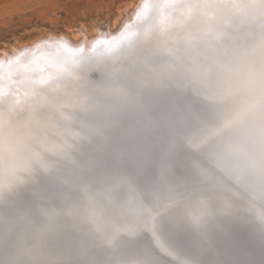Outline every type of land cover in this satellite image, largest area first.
I'll use <instances>...</instances> for the list:
<instances>
[{
    "label": "bare ground",
    "instance_id": "1",
    "mask_svg": "<svg viewBox=\"0 0 264 264\" xmlns=\"http://www.w3.org/2000/svg\"><path fill=\"white\" fill-rule=\"evenodd\" d=\"M189 1H191V0H189ZM209 1H208V3H209ZM227 1H229V0H227ZM237 1H239V0H237ZM151 2H152V0H135V1L131 2L130 4L126 5L124 8H122L120 10L118 16L109 20V22H110L109 25H108V21H103L104 24H102V27H106L107 25H108V27H106V30L103 29V31L104 30L105 31L104 32L101 31L102 32L101 34L98 33V34H100V36H98V37L89 39L90 36H89V38L87 36L84 39L83 35L81 34L83 31H81V33H80V30L85 29L84 28L85 26L83 28L81 26L80 27L81 29L79 30V32L77 30V31L72 33L71 38L69 37V35H67L68 36L67 37L66 35L63 36V34H62V36L56 35L54 37L53 36H50V37H42L41 36V38L38 37L39 38L38 40H36V41L33 40V42L31 41L32 43L30 42L28 45H26V44H24V46L20 45V48L14 47L15 48L14 51L7 52L6 54H4V56H1V54H0V93L2 95H5V97H0V103L6 102V100L9 98H11L13 100L14 97H12L9 93L14 92L15 94H18V93L20 94V93H22L23 90L26 89V87L28 85H29V87L35 88L33 91H34V94L38 93L35 95L37 99L40 95H42L41 93L43 91L39 94V92L42 89L44 90L46 88L48 94L50 92L53 93L58 88L57 84L60 83V82L55 83L54 80L56 78H58L59 76H65L64 80H68V82L72 83V85L70 86V87H72V90L70 92H67V94H68L67 96H70V99L69 98L68 99L71 101L66 102L64 99L65 97H63V99L65 101L64 103H67V105H69V106L66 105L64 107V105H62L63 103L61 104V102L59 104V102L57 101L58 97L53 98L50 96L51 94L49 95L51 97V99L48 98L49 99L48 102L52 106L59 104L58 106H61L62 108L64 107V109H66V111H67V116L62 117V119L65 121V122H62V123H64L63 140L61 142L62 144H60V142H58V141H54V143L56 145H58V149L54 152L60 151V156H54V157L52 156L51 157V154L53 153L52 152L48 158H46L45 160H41L42 158L40 157V153H39L41 151H38L35 148H34L35 150L33 149L32 155L29 156L31 159H28L25 156H20V157H18L19 160L16 157L15 159L13 158L14 159V161H13L11 159V157L7 156L8 158L6 159V161L8 163L6 165H10L12 163L13 164L15 163L17 168H18L14 178L16 179L17 178L16 176L20 175L16 180L13 179V180H15V184L17 183L18 185L15 187V190L17 189L16 190L17 194L10 197V199L12 198L11 201H15L18 198V196L21 197L23 195L22 192H24L23 190L27 189L28 187H31V190H34V184L33 183H36L38 181V176H40L44 180H46L45 186L47 185V187H45V190L42 189L41 187H38L36 193H35V191L32 192L33 194L30 192L31 195L36 197V195L38 194V191H41L42 194H44L45 200L47 202H50L55 196L58 197L59 192H55V194L53 195V194H50L49 191H47V189H49V186L57 187V186L51 185V184L55 183L54 181H52L51 179L46 178L44 176V175H46V176L50 175L49 177H51V176L56 177V180H57V178H60V177H61L60 181L65 180V182H59L63 186H65V190L80 187V186H78L80 184L79 181H81L83 179L81 177H84L85 181H87L86 186L91 188V193L85 194L81 197H83V202L85 201V204H87L88 202L91 201V205H92V204H94V202L92 200H97V198L94 196L99 197V195L96 194L99 191V189H97V188H99L97 180L101 179L102 177H105L104 175L106 174V172L114 171L116 183H117V179H118V181L120 180L122 184H128V183H130L129 181H127L128 177L127 176H121V169L123 170V168H124L123 163L125 161H129V163L131 165L130 170L132 171V173H134V176L131 178V181H136L137 172H138V174L140 173L139 169L137 171V168H138V166H141L142 170H144V159H146V161H149L151 163L150 164L151 168H149V170L155 171L158 175H161V171L168 168L170 165H172L171 163L173 162V160L176 159V157L178 156V154L180 153V151L183 148L188 147V144L189 145L193 144L196 141V138H197L196 136L199 135L201 132V129H199L198 126L200 123L204 122L203 115H200L201 116L200 123H197V124L195 123V124H193L195 127H192L189 123H187L188 120L184 119L183 114L181 115L178 111L176 118L173 121H171L173 123L172 126H170L171 128L168 130V132H163L166 134V136H164L163 133H161V127H162L161 121H163L162 118H160L161 120H159L157 118L156 119L150 118L151 130L147 132V130H145V129L149 127L148 126L149 121L147 119L144 120V113H141L136 107V105H139L141 107L140 108L141 110L144 109V88H143V86H140L141 82H142V84H145V82H144L145 81L144 80L145 66L144 65H147V67H153L157 70L160 69V71H162V73H163V70H161L162 66H163L164 70L166 69L164 67V65H161V66L157 65V67H155L154 65H149L152 61V59H150V58L149 59L151 61L150 60L149 61L147 60V62L144 61V65L143 64L142 65H132L131 63L128 65V63H127V66H126V62L129 59V58L127 59L128 56L126 57V59H127L126 61H122L123 59L121 58L122 56L124 57L125 55H128V53L129 54L132 53V48H131V46H129L130 40L131 41L133 40V36L131 33L134 32L136 29H138L139 25H142V24H139L138 22L135 24L136 18H140L141 16L144 15L145 12H146V15L148 12H149L148 14L153 12L155 5H153ZM240 2L241 1H239V3ZM242 2H244V1H242ZM242 2H241V4H242ZM215 3H216V1H215ZM200 4H202V3H200ZM134 6H136V8ZM133 7L135 8L134 13L131 16H128L130 14L129 12L131 11V9ZM200 7H201V9H205V11L202 12L204 15L207 14L208 16H210L212 14L211 12H209L208 9L205 8V5H202V6L200 5ZM259 7L261 8V6L257 5V3L248 1V2H244L241 5V7H239L240 8L239 10L242 11V10L247 8L246 13L251 14L252 16H249V17H252V19H253V18H256V15H255L256 12H258L259 10L260 11L263 10V9L262 10L259 9ZM192 8H191V11L197 10V9L192 10ZM235 8H237V6ZM168 10H170V8ZM175 12H177V11H175ZM232 13H234V14L236 13L239 15V13L236 9H234L232 11ZM194 15H195V13H194ZM180 16H182V15H180ZM167 17L169 18V15ZM173 17H176V16H173ZM235 17H237V16H235ZM124 18H126L127 20L125 21ZM168 18L162 19V21H161L162 24H161V26H159L160 30H162L163 27L168 23V21H169ZM181 18H183V17H181ZM198 18H199V16H198ZM134 20H135V22L133 23ZM227 20L229 21V18ZM243 20L244 19H242V21ZM170 21H171V19H170ZM186 21H184V23H186ZM198 21L200 24L202 21H204V19L201 18ZM181 22H183V21H181ZM226 23H227V21H226ZM235 23H238V22H234L233 23L234 26H235ZM97 24H100V22H97ZM197 24H198V22H197ZM262 25H264V23H262V24L260 23L259 26H262ZM101 28L98 27L97 29L101 30ZM112 28H114V29L116 28V30H113ZM260 29H263V28H260ZM148 30L149 29H147V31ZM137 31H142V30L139 29ZM86 32H88V31H86ZM86 32H85V34H86ZM172 32H174V31H172ZM124 33H125V35H124ZM247 33H248V31H247ZM79 34L82 35L84 40H82V38ZM96 34H94V35H96ZM119 34L124 35L123 37H121V38H123L122 42L127 41L128 42L127 47H129V49L125 46L122 48L123 50L120 49V51H118L119 49H116V47H118L117 45H119V44L111 47L113 42L116 41L115 40L116 36H118ZM243 34H244V31H242L240 33L238 32V34H236V35L240 36ZM94 35H91V37ZM84 36H86V35H84ZM138 37H136V38H138ZM262 37H264V36H262ZM144 38H146V37H143V39ZM173 38H175V37H173ZM141 40H142V37H141ZM145 40H147V38ZM160 40L163 41L162 39H160ZM132 42H134V41H132ZM140 42H142V41H140ZM156 45H157V43H156ZM21 46H23V47L21 48ZM148 46H149V43H148ZM148 46H147V48H148ZM154 46L152 45V47H154ZM161 47H163V46H161ZM255 47H257V46L255 45ZM125 48H127V51ZM10 49L13 50L12 48H10ZM134 49L135 48H133V50ZM6 50L5 51L3 50V51L6 52ZM213 50H211V54H212ZM245 50H247V49H245ZM248 50H249V55L251 56L253 53L250 54L251 49H248ZM257 50L260 51L259 49H257ZM99 51L104 52L103 55L107 54V56H109V58L106 59L107 61H111L109 59H110V57H112L111 59L114 60V64H112L111 62L110 63L113 66H110V67L108 65H107L108 67L105 66V67H107L108 71H104V68H103L101 71V73L103 75L101 73L95 71L94 69L91 70L89 68V71H87L86 66H85V68H83L86 71H84L83 73L81 71L80 75H78V73H77V75H75L74 70H75L76 66H79V64L81 63V61H78V60L79 59L82 60L84 57L90 58L94 54H98L97 52H99ZM230 51H232V50H230ZM234 51L235 50H233L231 53L233 54ZM255 51H253V52H255ZM137 52H139V51H137ZM151 52L152 51L150 50L149 53H151ZM63 53L64 54L66 53L67 59L62 58L61 55ZM231 53H230V55H231ZM163 54H166L168 56V48L166 50H163ZM135 55H136V53H135ZM234 55H235V53H234ZM138 56H140V55H138ZM262 56H261V59H262ZM130 57H132V56H130ZM145 57L147 58V56H145ZM133 58H135V56ZM103 60L100 59L101 62ZM106 60H104V61H106ZM131 60H132V58H131ZM240 61H242V60L240 59L237 62H240ZM255 62H257V61H255ZM82 63H83V61H82ZM85 63H87V62H85ZM257 64H258V62H257ZM243 65L246 66V64H244V62H243ZM100 66H103V65H100ZM97 67L99 68L98 64H97ZM100 68H102V67H100ZM128 69H130V70H128ZM35 70H37V71H35ZM110 70H112V71H110ZM168 70H169V68H168ZM254 70H256V69L254 68ZM179 71L181 72V70H179ZM252 71H253V69H252ZM5 72L6 73L9 72L8 73L9 75L15 73V76L10 75L11 78L5 79L4 78V74H6ZM106 72L114 73L113 76L110 75V77H109L110 81H109V83H107V84H109V86L108 85L106 86V83H104L105 76H108L106 74ZM174 72L175 71H172V73H174ZM260 72H262V71H260ZM84 73H85V75H84ZM56 74H57V76L55 77ZM118 74H121V75H118ZM166 74H167V72H166ZM174 74L172 76H174ZM262 74H263L262 75L263 81H261V85L264 84V73H262ZM157 75L155 77H157ZM252 75H253V72H252ZM259 75H261V74H259ZM162 76L164 77L165 75L161 74V77ZM184 76H186V75L184 74L182 76V78H184ZM257 76H258V74H257ZM40 78H42V80ZM100 78H101V80H99ZM188 78H189V75H188L187 79ZM257 78H259V77H257ZM37 79H38V81L35 82V80H37ZM145 79H146V81H150V79L148 80L147 77H145ZM157 80H160V79H157ZM12 81L13 82L17 81L20 83L25 82L28 85L24 86V85H20L18 83H14V85H11L10 82H12ZM44 81H48V82L45 83ZM115 82H117V83L115 84ZM121 82L124 85H121V87H118V88L115 87L118 83H121ZM158 82L160 83L161 80ZM187 82L188 81H186V84H187ZM172 83H176V81L171 80L170 84H172ZM192 83H190V84H192ZM102 84H103V86L105 85L107 89H103ZM110 84H113V86H110ZM114 84H115V86H114ZM153 84H154V82H153ZM188 84H189V82H188ZM137 85H139V87H141L142 89H140L139 87L137 89V87H136ZM146 85L148 86L149 82ZM157 85L159 86L158 83H157ZM22 86H24L23 90H22V88H20ZM161 86H162V84H161ZM175 86H177V85H175ZM175 86H174V84H172V88H174ZM64 87H66V86H64ZM111 87L112 88L115 87L116 89H119V90H117L118 92L116 90L114 92L109 91V89H111ZM125 87H127V88L125 89ZM262 87L264 89V86H262ZM64 89L66 90V88H64ZM136 90L140 94L138 93L136 95V93H137ZM178 90H180V89L178 88ZM245 90H244V92H245ZM101 91L103 93H107V94L110 93L111 98H107V96H106L104 98V100H100L98 98V95L101 93ZM128 92H129L128 97H130V99H131V103H130L131 104L130 105L131 112L130 113L132 114V117L137 118L138 121L134 122L133 119L129 120V117L131 114L129 115L128 118H125V119H120L119 117L110 118V119L115 121L114 123H116L117 129H118V130H116V133L118 131L121 133V129L123 127L124 121L127 124L130 123L131 128H129L126 125L129 128V129L127 128L128 134L127 133L126 134L121 133L122 134L121 138H114L113 136H111V138L110 137L102 138V136H99L100 138H102L101 139L102 142L105 143V140H107V142H109V144L110 143L112 144L111 145L112 154L108 159H106L104 161V164L101 163L102 159H104L103 155L105 154L103 151L99 152L101 154V156L99 158H95V156L93 157V155H92L93 152L92 153L87 152V154L89 156L87 159H84L82 157V155H85V154L82 152H79L80 146L83 147L84 145H87V146L88 145L91 146L93 144L96 145V143L93 140H89V139H91V137H93V136H97L96 135L97 129L99 128L100 124L102 126L104 124V122H102V120H97L99 117V114L101 112L100 111L101 106L108 104L109 99H110V101H112V98H114V100L118 101V103L116 102L115 105L117 106V104H118L119 111L121 113H125L126 112V111L124 112L125 106L124 107H122V106H123V104H125L127 99H126V101H124L125 99L123 98L124 100L122 101V97H125L124 94H128ZM64 93H65V91H64ZM122 93H124V94H122ZM57 94H58V92H57ZM57 94H54V96L55 95L58 96ZM12 95H13V93H12ZM192 95H193L192 93H187L182 98H186V100L189 101ZM45 96H46V94L44 95V97ZM239 96L241 97V95H239ZM24 97H26V96H24ZM167 97H169V96H167ZM242 97H244V96H242ZM248 97H250V96H248ZM248 97H247V99H248ZM40 98H41V96H40ZM45 98H47V96ZM63 99L61 98L60 100H63ZM169 99H170V97H169ZM242 99L243 98H240L238 100L241 101ZM244 99H246V97ZM40 100H42V98ZM128 100H129V98H128ZM178 100H180V99L177 98V101ZM238 100H237V102H238ZM29 101L32 102L31 105H33V104L39 105V104H42L44 102V101L42 102V101L36 100L34 96ZM106 101H107V103H106ZM183 101H184V99H183ZM195 101H197V100H194V102ZM198 101H199V99H198ZM251 101H253V100H251ZM129 102H130V100H129ZM113 103H110V106H112ZM244 103L245 102H243V103L241 102L240 104H244ZM246 103H247V101H246ZM182 104H184V103H182ZM235 104H236V102H235ZM237 104L239 105V103H237ZM31 105H29V106H31ZM51 105H50V107H52ZM16 107L20 108L19 105L18 106L16 105ZM22 107H23V105H22ZM128 107H129V103H128ZM130 107H129V109H130ZM226 107H228V106H226ZM231 107H229V108H231ZM192 108H193V106H192ZM241 108L242 107H240L239 109L242 110ZM10 109L11 108L9 107L8 110L11 111ZM37 109H35V107H33L32 111L36 112L35 114L37 115V117H38V115H41V117H42V115H44L45 110L41 109L38 106H37ZM53 109H55V108H53ZM116 109H117V107H116ZM226 109L228 110V108H226ZM23 110L26 111L25 109H23ZM35 110H37V111H35ZM39 110H40V112L42 111L43 114L37 113ZM81 110H83V112L85 114L80 113V116H78V113L81 112ZM27 111L29 112L30 109ZM66 111L64 112L65 114H66ZM143 111L144 110H142V112ZM237 111H238V109H237ZM34 112L28 113V114L26 113L25 118L30 116L31 114H34ZM52 112H55V110H53ZM52 112H49V114ZM132 112H134V113H132ZM5 113H7V112H5ZM15 113H12V114H13V116L16 117ZM88 113H91V114H88ZM134 114H135V116H133ZM253 114H255V113H253ZM21 115H24V113H22ZM47 115H48V113H47ZM89 115H91L90 121H88V119L86 118V116H89ZM50 116H51V114H50ZM53 116H54V114H53ZM61 116L62 115H60V117ZM93 116H95L96 119H94ZM180 116H181V122H180V120L177 119ZM30 117L35 118L33 115ZM56 117H59V116H56ZM60 117H59V120L61 119ZM101 117H99V118H101ZM50 118L51 117H49L48 119H50ZM36 119L38 120V118H36ZM263 119H264V117H263ZM11 120H13V119H11ZM17 120H18V118H17ZM14 121L17 122L16 120H14ZM21 121H23V119ZM21 121L18 125H16L17 123H15V125H12L14 122H12V124L10 125V123L7 120V117L0 115V125H1V130H2L0 132V145L5 146V144H7L8 147L11 144L13 145V143L8 144V142L6 141L7 138L8 137H10L9 139L15 138V137H12V135L13 134L19 135L21 133L20 130L23 129V131H24V129H25L24 127L28 124L29 125L27 126V128H33V125L37 129L40 128L39 123L41 120L36 122L35 119H28L24 123L23 122L21 123ZM166 121H168V120H166ZM60 122H61V120H60ZM53 123H52V125H53ZM59 123L56 125L59 126ZM21 124H23V125H21ZM88 124H89V126L91 125V127H92L93 136L90 133H88V131H89L87 128ZM178 124L181 125L178 127L180 129V131H178V129H176ZM248 124L249 125L252 124L251 120H249ZM56 125L55 126L53 125V126L56 128ZM175 125H176V127H174ZM155 126H156V128H155ZM42 127H45V126H42ZM46 128H49V127L47 126ZM46 128H44V129H46ZM37 129H35V130H37ZM44 129L42 128L41 131ZM58 129H60V128L58 127ZM62 129H63V127H62ZM131 129H132V131H130ZM193 129H195V130H193ZM44 131H46V130H44ZM144 131H146L145 133L147 134L146 136H147V140H148L147 143L149 144V149H146V147L144 146V140L140 137L143 135V138H144ZM8 132L10 133V136L8 135ZM28 132L29 131L27 129L26 135L31 136L30 133H28ZM35 132L37 133V131H35ZM42 132L39 133V135H42ZM50 132H51V130H50ZM124 132H126V129L124 130ZM262 132L264 133V130H262ZM24 133H25V131H24ZM24 133H21L22 135L21 134L20 135L23 137ZM52 133H54V132H52ZM58 133H59V130H58ZM226 133H224V134H226ZM259 134L262 135L261 132ZM44 135L46 136V133ZM55 135H57V134H55ZM113 135H116V134H113ZM36 136H38V135H36ZM61 136H62V134H61ZM26 137H24V139ZM34 137L35 136H33V138ZM51 137H52L51 140H54L53 139L54 136H51ZM116 137H117V135H116ZM257 137H258V139H260L258 135H257ZM28 138L29 137H27V139ZM47 138H49V137H47ZM183 138H186V141H184L180 145L181 139H183ZM38 139L39 138H35V140H38ZM42 139H46V138H42ZM56 139H57V137L55 138V140ZM29 140H30V138H29ZM33 140L34 139H31V141H33ZM125 140H127V142L131 141V143H134V148L136 149V153L139 154V157L137 155L134 157L133 156L129 157V156L125 155L124 152H122L123 151L122 146H123V143ZM11 141L13 142L14 140H11ZM24 141H26V140H24ZM31 141H30V144H33V142H31ZM21 142H22V140H21ZM34 142H37V141H34ZM45 142H47V141H45ZM221 142H223V139ZM55 144H53V145H55ZM12 145L10 147L16 146V145H13V146ZM35 145H36V143H35ZM64 145H67L68 149H64L62 147ZM67 146H66V148H67ZM210 146H212V145H210ZM213 146H215V145H213ZM252 146H256L258 149H260L261 140H258V143H255L254 145L252 144ZM5 147L1 148V146H0V149H5ZM36 147H37V145H36ZM179 147H180V150H178ZM219 147H220V145H219ZM13 148L12 149L9 148L10 150H12L11 153L14 150ZM25 148H26V146H25ZM28 148H30V147H28ZM83 148H85V147H83ZM198 148H200V147H198ZM16 149H18V148H16ZM38 149L40 150V148H38ZM78 149H79V151H78ZM115 149H116V151H115ZM26 150H28V149H26ZM19 151H20V148H19ZM21 151H24V149ZM76 151H78V153H76ZM153 152L156 153V158L154 160H153V158H148V156ZM235 152L233 151V156L229 153H227V154L221 153L219 160L215 163V166L220 168V169L218 172H216L217 175L214 178H210L209 177L210 174H206V173L203 174L201 179L203 181H211L212 184L210 182H207L205 184L202 183V184L198 185V183L197 184L194 183L195 181H193L194 184L186 183L180 177L178 179L179 182L177 181V183H175V184L169 183V181L166 182L165 184L162 183L159 186V188L161 189V192L163 191L162 195H157V194L150 195L151 198H153V200L155 199V204L151 205L150 210L146 213H139L137 215H134L135 211H131V216H130L129 210L126 209L125 211H123V207H122V205H120L121 203L114 204L113 203L114 199H112L110 197V195H108L106 203H102V205L98 207L97 211H95L93 213H89V215H86L85 217L84 216L81 217L80 215H77V217L79 219L75 215H73L71 218H69L68 211L71 210L70 208H72V206L67 207L65 214H62L60 216V217H63L66 219L67 224L61 225V222L57 221L56 219H51V221L49 222V225L45 224V223L42 224L43 227L47 228L49 226L48 228L49 229L51 228L49 231L46 232V235H44L42 237L40 235L43 234L44 232L36 233L37 230H35V229H40L42 227L40 223L35 224L36 226H38L35 228L33 226L32 227L27 226V225L23 226L25 224H23V225L17 224L16 230H18V232H21L24 234H26L27 232L29 233L28 239L26 241L23 238H20V236H18L14 231H12L10 229V226H8V223H7L5 226L6 228H4V230L0 231V239H3V241L5 242L4 244L0 243V264H153V263L154 264H264L263 263L264 262V241H263L264 240V228L259 227L255 223V221L251 217V215H249V214L244 215L245 217H243L241 220H239L238 223L230 222L227 219H224V220L222 219L220 221L217 220L212 224V226L210 224H208V227H206L205 230H204L203 223L198 222L199 219L201 218V215L202 216L203 215L208 216V212H210L211 210L218 209L220 207L218 201H220V200L227 201V200L231 199L232 197H235V198L239 199V201H241V196H244V197L246 196L248 199H250V196L253 195V190H254L253 188H255V187H252V185L248 184V181H251V180L248 179L247 176H249L253 180V182L255 180H257V182H258L259 176H258V171H257V164L254 161L255 168L253 166L251 169H249V172H247V169H243L245 156L240 151H237L236 153ZM16 153H17V150H16ZM46 153L48 154V152H46ZM251 154L252 153H250V155ZM188 155H189V152H188ZM9 156H10V154H9ZM80 158H82V161L79 160ZM139 158H141V160ZM252 158L254 159V157H252ZM71 159H73L72 162H71ZM74 159H76V160H74ZM27 160H31V162H34V163L30 164L31 162L29 161V163H28ZM24 161H26V163H28V164H25ZM66 161L69 162L70 164L72 163V166L73 165L78 166L77 168L75 166L68 168V172H69L67 174L68 177L63 175V170L65 171V168L67 167L65 165ZM110 163L112 165L108 166V164H110ZM98 164H99V166H97ZM194 164H196V163H194ZM113 165L116 167V170L112 169ZM59 166L61 168H59ZM191 167H193V166H191ZM254 169H255V174H253V176H252L251 173H253ZM76 170L80 172L81 176L79 175V172L77 173ZM18 171H20L22 173H20ZM74 173H75V175H74ZM41 174H43V175L41 176ZM169 178H171V181L173 180V176L169 177ZM261 179H263V177ZM223 181H227L228 184H224L222 186L221 182H223ZM57 182H58V180H57ZM168 184H170L172 187L170 190L166 189V187H168ZM218 184H221V186L217 187ZM131 185L132 184H128V186H131ZM134 185L136 187H138V188H133L134 190L141 188L140 185H138V184L134 183ZM20 186L24 187V188H21V190H19ZM144 186H145V183H144ZM93 188H95V190H93ZM110 192L113 196V192L109 191L108 193H110ZM143 192H140L139 194H141L140 198L145 201V199H147V197H144ZM194 192H195V195H194ZM233 192H234V194H233ZM48 194L52 198L49 197ZM68 194H70V192ZM69 196L71 197L72 195H69ZM261 198H262L263 203H261L257 206V210L258 211L263 210V211L256 212V213H259L261 219H264V217H263V215H264V197H261ZM10 199L8 198L7 201L4 199L2 200V206H4V209L6 207L11 206V204H9ZM53 200H55V199H53ZM65 200H66V197H65ZM70 202H72V201H69V203ZM158 203H159V206H158ZM30 205H31V207H33V209L30 211L31 215L36 213V211L40 210L39 208L35 209L36 204H35L34 200L30 201ZM65 205H66V203H65ZM104 206H107L106 209H103ZM217 206H219V207H217ZM247 206L250 210H252L250 213H255L254 205H247ZM41 207H42V205H41ZM261 207H262V209H261ZM198 208H200V210H197ZM145 209L146 208H144V212L146 211ZM101 210H104V214L101 212ZM42 211L46 214L47 217H49V212L47 210L45 211V208H43ZM242 212H245V211L241 210V213ZM14 213H18V214L21 213V209L19 207H17V204H16V207L14 208ZM256 213L253 215L257 216ZM45 214H44V216H45ZM4 217H6L5 213H4ZM226 217H228V216H226ZM147 218H149V220H147ZM215 218L216 217L213 216V219H215ZM213 219L210 218V220H213ZM81 220H82V222H81ZM247 221H249L251 223H248ZM101 222H105V224H103L102 227H99V224ZM148 222L150 223V226H148V224H147ZM131 224L133 226L130 227ZM217 225L221 226L223 229H225L224 232H222L223 234H225L224 236L222 235L221 237H218L213 233V232L217 231V229H216ZM256 225L261 230L258 227H256ZM106 228H108L109 231H111L112 236H108V235H110L109 233H107V235L105 234ZM25 229H27V230L25 231ZM246 230H250L251 232H253L252 233L253 236H251V238L246 243H244L245 246H243L244 248L242 249L241 248L242 246H240V242H238L237 239H234V236L232 234L238 236L237 233H239V231L240 232L242 231V233H244V231H246ZM227 232H229V233H227ZM257 235H258V237H257ZM242 237L247 238V234H245ZM231 239H232V241H231ZM139 240H141V241H139ZM199 251L202 253H199Z\"/></svg>",
    "mask_w": 264,
    "mask_h": 264
},
{
    "label": "rangeland",
    "instance_id": "2",
    "mask_svg": "<svg viewBox=\"0 0 264 264\" xmlns=\"http://www.w3.org/2000/svg\"><path fill=\"white\" fill-rule=\"evenodd\" d=\"M133 1H135V0H0V54H1V56H4V54H6L7 52H12V51H14L15 50V48H20V45H23L24 46V44H26V45H28L31 41L33 42V40H38L39 38L38 37H40L41 38V36L42 37H50V36H58V35H60V36H62V34H63V36H67V35H69V37L71 38L72 37V33L73 32H75V31H77L78 30V32H79V30L81 29L80 27L82 26V28L84 27L85 29H82V30H80V33H81V31H83L81 34L83 35V37H84V39H85V37H87L88 36V38H89V36H90V38L89 39H92V38H95V37H98V36H100V34L102 33V32H104L105 30H106V27H108V25H109V20H111V19H113V18H115L116 16H118V14H119V12H120V10L122 9V8H124L126 5H128V4H130L131 2H133ZM181 0H152V4L153 5H155V8L153 9V12H151L150 14H148L147 13V15H146V12L144 13V15L143 16H141L140 18H136V22H135V20L133 21V23L135 22V24L138 22L139 24H142V25H139V27H138V29H136L134 32H132L131 34H132V36H133V39L135 38V40H134V42H135V44H133L134 42H131V44H130V42H129V46H131V48H132V55L131 54H129L128 53V55H125L124 57L122 56L121 58L123 59L122 61H126L128 58V61L126 62V66H127V63H128V65L131 63L132 65H144V61H146L147 59H148V61L150 60L149 59V57H145V55H146V53H148L149 54V51L151 50L152 52H154V51H156V50H160V49H162V51L163 50H166L169 46H168V43H167V41L166 40H168V38L167 37H169L171 34H173V32L172 31H174V29H175V31L178 29V27L179 26H181V25H184L183 26V28L185 27V28H188V32H189V34H193V33H196V32H198V28H196L194 25H193V23H195V24H197V22H198V24H199V19H204L203 18V16L201 17L200 15H199V11H201V12H204L205 11V9H201V7H199L200 5L202 6V5H205V7L206 6H208V8L210 7L209 5H218L219 3L221 4V0H191V1H189V0H182L181 2H180ZM208 1H209V3H208ZM214 1V2H213ZM215 1H216V3H215ZM222 1H224V0H222ZM230 2H231V0H229ZM239 1H244V2H248V1H250V2H255V3H257V5H259V6H261V8L259 7V9H263L264 10V5H263V3H264V1H262V0H239ZM239 1H237L236 0V2L237 3H233L232 4V7H230L231 8V11H233L234 9H236L237 11H238V13H240L241 12V10H239L240 8L239 7H241V5L244 3V2H242V4H241V2L239 3ZM190 2V3H189ZM197 2V3H196ZM177 3V4H176ZM200 3H202V4H200ZM205 3V4H204ZM165 4V5H164ZM199 5L198 7H197V5ZM167 5V6H166ZM173 5V6H172ZM137 6V5H136ZM136 6H134L135 8H136ZM237 6V8H235ZM133 7V8H134ZM193 7V8H192ZM195 7V8H194ZM131 9V11L129 12L130 14L128 15V16H131L133 13H134V11H135V8L134 9ZM170 8V10H168ZM174 8V9H173ZM177 8V9H176ZM191 8H192V10L193 9H197L196 11H191ZM208 8H206V9H208ZM176 9V10H175ZM179 9V10H178ZM165 10V11H164ZM168 10V11H167ZM173 12H172V11ZM199 10V11H198ZM262 10V11H263ZM133 11V12H132ZM175 11H177V12H175ZM260 11V10H259ZM168 12V13H167ZM171 12V13H170ZM218 13H220L219 11H217ZM256 12V11H255ZM170 13V14H169ZM193 13V14H192ZM194 13H195V15H194ZM211 13L213 14L214 13V11L212 12L211 11ZM257 13V12H256ZM152 14V15H151ZM173 16H176V17H173ZM211 14V15H212ZM234 14V13H233ZM169 15V18L167 17ZM180 15H182V16H180ZM201 15H203V13L201 14ZM210 15V16H211ZM235 15H236V13H235ZM151 16V17H150ZM198 16H199V18H198ZM236 16H238V14L236 15ZM133 17V16H132ZM131 17V18H132ZM181 17H183V18H181ZM192 18V20L190 21V18ZM235 16H231V15H229V21L226 19V21H227V24H229L230 22V24H232V23H234V19L236 18H234ZM127 18V17H126ZM126 18H124V20L126 21L127 19ZM163 18H168L169 19V21H168V23L163 27V29L162 30H160L159 29V26H161V21H162V19ZM178 18H179V20H178ZM231 18V19H230ZM240 20H242L243 18L242 17H238ZM170 19H171V21H170ZM185 19V20H184ZM138 20V21H137ZM178 20V23L176 24V22L175 21H177ZM187 20V21H186ZM189 20V21H188ZM194 20V21H193ZM205 20V19H204ZM103 21H108V25L106 26V27H102V24H104V22ZM181 21H183V22H181ZM184 21H186V23H184ZM211 21L212 20H210V21H208V22H210L211 23ZM97 22H100V24H97ZM144 22V23H143ZM189 22V23H188ZM207 22V21H206ZM239 23V22H238ZM237 23V24H238ZM175 24V25H174ZM201 24V23H200ZM236 24V23H235ZM240 24V23H239ZM100 25V26H99ZM168 25V26H167ZM96 26V27H95ZM142 26V27H141ZM150 26V27H149ZM171 26V27H170ZM176 26V27H175ZM94 27V28H93ZM101 28V30L100 29H97V28ZM149 27V28H148ZM153 27V28H152ZM227 27V26H226ZM263 29H260V30H258V31H253V33L254 34H256L260 39L259 40H261L262 41V43L260 44V46H262V44H264V37H262V36H264V25H262L261 26ZM87 28V29H86ZM96 28V29H95ZM94 29V30H93ZM103 29H105L104 31H103ZM113 30H116V28L114 29V28H112ZM144 30L143 32L142 31H137V30ZM147 29H149L148 31H147ZM96 30V31H95ZM98 30V31H97ZM100 30V31H99ZM160 30V31H159ZM86 31H88V32H86ZM102 31V32H101ZM158 31V32H157ZM85 32H86V34H85ZM176 32H178V31H176ZM175 32V33H176ZM185 32H187V31H185ZM259 34H258V33ZM263 32V33H262ZM91 33V34H90ZM97 33V34H96ZM98 33H100V34H98ZM119 33V32H118ZM139 33V34H138ZM262 33V34H261ZM81 34H79L80 36H81V38H82V40H84L83 39V37H82V35ZM94 34H96V35H94ZM121 34V33H120ZM118 35V36H116V38H115V40H121V39H123V38H121V37H123L124 35H125V33H124V35ZM138 34V35H137ZM143 36H142V35ZM84 35H86V36H84ZM91 35H94V36H92L91 37ZM194 35V34H193ZM141 36L142 37V40H141V37L139 38V37ZM236 36H238V35H236ZM240 36H242V35H240ZM68 37V36H67ZM136 37H138V38H136ZM143 37H146L147 38V40H145L146 38H144L143 39ZM173 37H175V35L173 36ZM173 37H172V39H173ZM37 38V39H36ZM167 38V39H166ZM160 39H162L163 41H161ZM225 39L227 40V37H225ZM80 40V39H79ZM149 40V41H148ZM125 41V40H124ZM131 41V40H130ZM140 41H142V42H140ZM147 43H146V42ZM31 42V43H32ZM127 42V41H126ZM140 42V43H139ZM164 42V43H163ZM125 42H122V40L119 42V45H117L118 47H116V49H119L118 51H120V49L121 50H123L122 48V46H123V44H124ZM146 43V44H145ZM148 43H149V46H148ZM156 43H157V45H156ZM166 43V44H165ZM127 44L128 43H126V47H127ZM25 45V46H26ZM135 45V46H134ZM140 45V46H139ZM152 45L154 46V47H152ZM13 46V47H12ZM23 46H21V48L23 47ZM147 46H148V48H147ZM161 46H163V47H161ZM166 46V47H165ZM257 46V45H256ZM259 46V47H260ZM15 47V48H14ZM244 47V46H243ZM242 47V48H243ZM259 47H256L255 48V50H257V49H259ZM10 48H12L13 50H9ZM128 49H129V47H127ZM127 48H125L126 49V51H127ZM133 48H135L134 50H133ZM150 48V49H149ZM238 48H239V44L238 43H235L234 45H233V49H232V51L233 50H235L236 52H238ZM7 49V50H6ZM143 51H142V50ZM146 49V50H145ZM211 50H213L212 48H210ZM247 50H248V48H246ZM6 50V52H4V51ZM154 50V51H153ZM136 51V52H135ZM137 51H139V52H137ZM223 51V52H222ZM226 49H221V50H219V53H217V55H216V51L215 50H213L212 51V54H211V56H209L208 57V66H206V68L204 69V74H205V79L207 80V81H210V86H212V90H214L216 87L218 88V90L216 91V94H215V98H213L212 99V102H215V105H214V107L211 109V111L209 112V111H207V112H209V115H207V116H205V117H203L204 118V122H202V123H200V121H201V116H200V114H199V111L198 110H200L201 108H203L204 109V107H203V101H202V99H203V96H201V98H199L198 96H196V97H194L193 95L191 96V98H190V100L188 101V100H186V98H179L184 104L183 105H185V109H183L182 111H181V115L183 114V116H184V119H186V120H190L191 122H192V124H197V123H200L199 124V129H201V132H200V134L199 135H197L196 137V143L194 142L191 146L189 145V148L188 147H186V148H183L181 151H180V153L178 154V156L176 157V159L175 160H173V162L171 163L172 165H170L168 168H166V169H164L165 170V173L166 172H169L170 171V173H172V174H179L180 175V178L184 181V182H186V183H191V184H194V183H198V185H200V184H205V183H207V182H210L211 184H212V182L211 181H203L201 178H202V176H203V174H210L209 175V177L210 178H214L217 174H216V172H218L219 171V169L220 168H218V167H216L215 166V163L219 160V158H220V156H221V153L222 154H227V153H229V154H231L232 156H233V151L235 152V150L232 148V146H234L235 147V143H233V141H229L230 143L228 144V148L226 147V148H222L221 146V144H223V142H221L222 141V139H223V141L225 140V138L227 139V137H232V138H234V135H235V133H234V131L236 130L235 128H234V121H236L235 119H236V117H237V115L238 114H240V113H242V114H244V116H241V123H244V121H246V119H247V124H246V128H247V130H250V128H254L255 127V123H254V119H253V116H254V114L253 113H255L257 110L258 111H261L262 112V114L264 113V98L263 97H261V102L259 101V100H257V97L256 96H259L258 94H257V92H256V90H258V89H261V91H263L264 92V89H263V87L262 86H264V84H262L261 85V81H263L262 79H263V71H262V69H260L261 68V64L263 63V61H264V54H263V56L260 54L261 53V51H255V56L258 54V58L256 57L255 58V61H257L258 62V64H257V62H255V65L253 66V67H250L251 69L250 70H248L247 71V66H245V65H243V62H244V64H246L245 62H247V60L248 59H250V57L249 58H247L246 60H245V58H242V57H240L239 58V60L241 59L242 61H240V62H237L236 60H234V59H236L238 56H240V53H236L235 51L233 52V54L231 53L232 51H226ZM252 51V49L250 50V53L252 54V53H254L253 51ZM151 52V53H152ZM248 52H249V50H248ZM98 54H102L100 51L99 52H97ZM134 53V54H133ZM135 53H136V55H135ZM141 53V54H140ZM144 53V54H143ZM215 55H214V54ZM222 53V54H221ZM230 53H231V55H230ZM234 53H235V55H234ZM140 55V56H138V55ZM259 54H260V56H259ZM248 56H249V54H247ZM253 55V54H252ZM251 55V56H252ZM128 56V57H127ZM130 56H132V57H130ZM135 56V58H133ZM138 56V57H137ZM261 56H262V59H261ZM126 57H127V59H126ZM211 57V59H209ZM131 58H132V60H131ZM141 60H140V59ZM142 58H144V59H142ZM146 58V59H145ZM215 58V59H214ZM102 60H103V57L101 58ZM125 59V60H124ZM135 61H134V60ZM139 59V60H138ZM214 59V60H213ZM104 60H106V59H104ZM99 61L98 62V66L99 67H102L101 69H103L104 68V71H108L107 70V67L109 66H113L112 64H114V60H111V61ZM238 60V61H239ZM143 61V62H142ZM151 61V60H150ZM234 61V62H233ZM249 61V60H248ZM262 61V62H261ZM84 62V61H83ZM106 62V63H105ZM112 64H111V63ZM139 62V63H138ZM188 62V61H187ZM205 62V61H204ZM100 63V64H99ZM110 65H109V64ZM238 64V65H237ZM247 64H248V62H247ZM85 64L84 63H80L79 64V66H76V68H75V70H74V73H75V75H77V73H78V75H80L81 74V71H82V73L84 72V71H86L85 69H83V68H85V66H84ZM100 65H103V66H100ZM108 65V66H107ZM258 65V66H257ZM105 66H107V67H105ZM131 66V65H130ZM145 66V68L148 70V68L149 67H147V65H144ZM257 66V67H256ZM159 67V66H158ZM174 67V66H173ZM173 67H171V68H169V70L168 69H165L164 70V68H163V66H162V69L161 70H163V73H162V71H160V69L158 70V75L160 76H158L157 75V77H155V80L154 79H151L150 77V81H146V79H145V77H147L148 78V75L146 74L145 75V73H144V82H145V84H142V82H141V84H140V86H143V88L144 87H149V85L150 84H152V85H154V86H156L157 85V83L159 84V88H161L162 89V87L163 88H170V87H172V84H174V86L175 85H177V86H175L174 88L175 89H178V84H177V80H178V76H179V74H180V71L179 70H182L181 68H182V66L181 67H177V71L176 70H174L173 69ZM191 67H193V68H198V66H196V65H194V66H192L191 65ZM115 68V67H114ZM254 68L256 69V70H254ZM87 69V71H89V67H87L86 68ZM252 69H253V71H252ZM66 70V69H65ZM80 70V71H79ZM35 71H37V70H35ZM78 71V72H77ZM110 71H112V70H110ZM145 71V70H144ZM172 71H175L174 73H172ZM184 71H185V73L187 72V71H190V69L188 68V67H185L184 68ZM253 72V75H252V72ZM260 71H262V72H260ZM166 72H167V74H166ZM249 72V73H248ZM255 72V73H254ZM6 73V72H5ZM9 73V72H8ZM8 73H6V74H4V78L5 79H9V78H11V76L13 75V76H15V73L14 74H8ZM86 73V72H85ZM85 73H84V75H85ZM190 73V72H189ZM251 73V74H250ZM161 74L163 75H165L164 77L162 76L161 77ZM174 74V76H172ZM233 74H234V79H233ZM257 74H258V76H257ZM259 74H261V75H259ZM17 75V74H16ZM83 75V76H84ZM167 75V76H166ZM186 75V74H185ZM10 76V77H9ZM57 76V74L55 75V77ZM71 76V75H70ZM153 76V75H152ZM236 76V77H235ZM256 78H255V77ZM261 76V77H260ZM64 77L65 76H59L58 78H56L54 81H55V83H57V82H60L59 84H57L58 85V88L52 93V92H50L49 94H48V92H47V89L45 90H41L40 92H39V94L41 93L42 95H40L41 96V98H42V100H40L41 98H40V96L38 97V99L36 98V94H38V93H36V94H34V87H29V85L28 84H26L25 82L24 83H20V82H17V81H12V82H10V84L11 85H14V83H18V84H20V85H24V86H26V85H28L27 87H26V89L25 90H23L24 89V86H22V87H20V88H22V93H18V94H15L14 92H11V93H9L12 97H14V99L12 100L11 98H9V99H7L6 100V102H3V103H0V115L1 116H4V117H7V120H8V122L10 123V125L12 124V122H14L12 125H15V123H17L16 125H18L19 123H20V121L23 119V121H21V123L23 122H25L26 120H28V119H35L36 120V122L37 121H40V123H39V125H40V128L42 127V126H45V127H42L43 129L44 128H46L47 126L49 127V128H46V129H44V130H46V131H44V130H42L41 131V129L40 128H36L34 125H33V128H27V126L29 125H26L24 128V131H25V133H24V131H23V129H21L20 131H21V133H24L23 134V137L19 134V135H16V134H13L12 135V137H15V138H11V139H9L10 137H8L7 138V142H8V144L10 143H13V145H16V146H13L12 144V146L14 147H8L7 146V144H5V146L3 145H0L1 146V148H3V147H5V149H0V169L3 171L2 172V174H3V176H4V169L6 168V167H10V165H6L8 162L6 161V159L8 158V157H11V159L14 161V159L17 157V159L19 160V158L18 157H20V156H25V157H27L28 159H31L29 156H31L32 155V152H33V149L35 148V149H37L38 151H41V152H39L40 153V157L42 158L41 160H45L46 158H48L49 156H50V154H51V157L53 156V154H54V156H60V151H57V152H54V151H56L57 149H58V145H56L55 143H54V141H58V142H60V144H62L61 142H62V140H63V132H64V123H62V122H65L63 119H62V117H66L67 116V111H66V109H64V107L67 105V103H64L65 101L67 102H70L71 100H69L70 99V96H67L68 94H67V92H70L71 90H72V87H70L71 85H72V83H70V82H68V80H64ZM187 77H188V75H186V76H184V78H182L183 80H182V82L184 81V83H181V87H183L184 89H188L189 87L191 88V89H194V85H192V84H188V82H189V78L187 79ZM257 77H259V78H257ZM43 78V77H42ZM42 78H40L41 80H42ZM149 78H148V80H149ZM153 78V77H152ZM186 78V79H185ZM53 79V78H52ZM83 79V78H82ZM157 79H160L161 80V82L159 83L158 81H160V80H157ZM185 79V80H184ZM171 80H174V81H176V83H172V84H170V82H171ZM259 80V81H258ZM65 81V82H64ZM186 81H188L187 82V84H186ZM45 83L46 82H48V81H44ZM64 82V83H63ZM149 82V85L148 86H146V84ZM152 82V83H151ZM153 82H154V84H153ZM165 82V83H164ZM64 85H63V84ZM114 83V82H113ZM117 82H115V84H116ZM190 83H192V82H190ZM63 86H62V85ZM90 84V83H89ZM104 84V83H103ZM103 84H102V87H103V89H107L106 88V86L108 85L109 86V84H106V86L104 85L103 86ZM115 84H114V86H115ZM161 84H162V86H161ZM183 84V85H182ZM205 84H206V82H205ZM120 85V86H119ZM121 85H124V84H122V82L121 83H118L115 87H121ZM189 85V86H188ZM47 86V85H46ZM61 86V87H60ZM64 86H66V87H64ZM110 86H113V84H110ZM156 86V87H157ZM105 87V88H104ZM115 87H111V89H109V91H111V92H114L115 90L117 91V90H119V89H116ZM124 87V86H123ZM137 87V89H138V87H139V85H137L136 86ZM9 88V87H8ZM64 88H66V90L64 89ZM69 88V89H68ZM115 88V89H114ZM127 87H125V89H126ZM140 89H142L141 87H139ZM68 89V90H67ZM245 90V92H244V90ZM11 90V89H10ZM129 90V89H128ZM199 90V89H198ZM197 90V91H198ZM64 91H65V93H64ZM248 91V92H247ZM57 92H58V94H57ZM60 92V93H59ZM118 92V91H117ZM136 92H137V90H136ZM12 93H13V95H12ZM62 93V94H61ZM64 93V94H63ZM139 92H137L136 93V95L138 94ZM243 95H242V94ZM248 93V94H247ZM262 93V92H261ZM24 94V95H23ZM46 94V96H47V98H45L44 97V95ZM51 94V95H50ZM54 94H57L58 96H54ZM122 94H124V93H122ZM140 94V93H139ZM53 97V98H57L58 100V102H59V104H60V102H61V104L62 105H64V107L62 108L61 106H58V105H55V106H52L48 101H49V99L48 98H50L51 99V97ZM65 95V96H64ZM125 95V97H122V101L124 100V101H126V99H127V101L125 102V104H123L122 102V104H123V106L122 107H124L125 106V108H124V112L125 113H121L120 111H119V107H118V104H117V106L115 105L116 104V102L118 103V101L117 100H114V98H112V101L110 102V103H113V105H112V109H110L109 108V113H107L110 117H108L107 116V119L104 121H102V122H104V124H103V126L100 124V126H99V128L97 129V131H96V135L97 136H102V138H105L106 136V134H109L110 132V135L111 136H113L114 138H121L122 137V134L124 133V134H128V130H127V128L129 127V128H131V124L130 123H126L125 121L123 122V127H122V129H121V133L118 131L117 133H116V130H118L117 129V126H116V123H114L115 121L114 120H112V119H110V118H117V117H119L120 119H125V118H128L129 117V115L131 114L130 112H131V107H130V103H131V99H130V97H128L129 96V92H128V94H124ZM190 95V94H189ZM200 95V94H199ZM239 95H241V97L239 96ZM250 96V97H248V96ZM256 95V96H255ZM20 96V97H19ZM24 96H26V97H24ZM35 97V99L36 100H39V101H44L42 104H37V105H35V104H33V105H31V101H29V100H31L32 99V97ZM208 96V95H207ZM216 96H219V97H221V99H222V103H221V105H220V108L218 107V103H217V101H216ZM242 96H244V97H242ZM0 97H5V95H2L1 93H0ZM30 97V98H29ZM63 97H65L64 99H65V101H64V99H63ZM135 97V96H134ZM166 97V100L164 101V103L166 102L168 105H172L173 103H177V102H179V100L177 101V94H176V92L174 93V92H172L171 93V95L169 96L170 97V99H169V97H167V95L165 96ZM183 97V96H182ZM209 97V96H208ZM246 97V99H244ZM247 97H248V99H247ZM17 98V99H16ZM63 99V100H60V99ZM69 98V99H68ZM124 98V99H123ZM128 98H129V100H130V102H129V100H128ZM210 98V97H209ZM240 98H243L241 101L240 100H238V99H240ZM254 98H255V101H256V103L257 104H253V105H250V104H252L253 103V101H254ZM67 99V100H66ZM183 99H184V101H183ZM198 99H199V101H198ZM263 99V100H262ZM114 100V101H113ZM194 100H197V101H195L194 102ZM237 100H238V102H237ZM249 100V101H248ZM251 100H253V101H251ZM29 101V102H28ZM47 101V102H46ZM51 101V100H50ZM240 101V102H239ZM246 101H247V103H246ZM9 102V103H8ZM36 102V101H35ZM46 102V103H45ZM235 102H236V104H235ZM243 103V102H245L244 104H246L245 106L247 107H244V104H240V103ZM29 103V104H28ZM37 103V102H36ZM106 103H107V101H106ZM127 103V104H126ZM128 103H129V107H130V109H129V107H128ZM237 103H239V105L237 104ZM261 105H260V104ZM199 105L200 106V104L202 105V106H200V108H195V107H193L192 108V106L193 105ZM9 105V106H8ZM16 105L18 106L19 105V107L20 108H18V107H16ZM21 105V106H20ZM22 105H23V107H22ZM29 105H31V106H29ZM50 105L52 106V107H50ZM106 105V104H105ZM127 105V106H126ZM188 105V106H187ZM236 105H238V106H236ZM242 105V106H241ZM259 105V106H258ZM7 108H6V107ZM12 106V107H11ZM14 106V107H13ZM37 106L38 107H40L41 109H44L45 111H44V115H42V117H41V115H38V117H37V115L35 114L36 112H34V111H32V108L33 107H35V109H37ZM67 106H69V105H67ZM226 106H228V107H226ZM232 106V107H231ZM9 107L11 108L10 110L11 111H9L8 109H9ZM111 107V106H110ZM116 107H117V109H116ZM127 107V108H126ZM228 108V110L226 109V108ZM229 107H231V108H229ZM236 107V108H235ZM240 107H242L241 109H243V110H240L239 108ZM13 108V109H12ZM17 108V109H16ZM28 108V109H27ZM47 108V109H46ZM50 108V109H49ZM53 108H55V109H53ZM59 108V109H58ZM258 108V109H257ZM23 109H25L26 111H24ZM30 109V111L28 112L27 110H29ZM116 109V110H115ZM219 109V110H218ZM233 109V110H232ZM237 109H238V111H237ZM253 109V110H252ZM255 109H257V110H255ZM14 110V111H13ZM38 110V109H37ZM37 110H35V111H37ZM53 110H55V112H52ZM60 110V111H59ZM119 112H118V111ZM231 110V111H230ZM13 111V112H12ZM32 111V112H31ZM52 112V113H50L51 114V116H50V114H49V112ZM66 111V114L64 113ZM127 111H130V112H127ZM179 111V110H178ZM198 111V112H197ZM228 111V112H227ZM235 111V112H234ZM5 112H7V113H5ZM16 112V113H15ZM33 113L34 112V114H31L30 116H34L35 118H33V117H30V116H28V117H26L25 118V115H26V113ZM42 112V111H41ZM40 112V110L37 112V113H39V114H43V112L41 113ZM58 112V113H57ZM115 112V113H114ZM212 112V113H211ZM222 112V113H221ZM235 113V114H233V113ZM12 113H15V115H16V117L15 116H13V114ZM22 113H24V115H21ZM27 113V114H28ZM47 113H48V115H47ZM61 113V114H60ZM232 116H230L229 114ZM46 114V115H45ZM53 114H54V116H53ZM59 114V115H58ZM101 114V115H100ZM100 114H99V117H101V116H103V112L101 111L100 112ZM60 115H62L61 117H60ZM236 117H235V116ZM247 115V116H246ZM264 115V114H263ZM18 116V117H17ZM56 116H59L61 119V122H60V120H59V117H56ZM234 116V117H233ZM49 117H51L50 119H48ZM98 117V119L97 120H99L100 118ZM206 117H208V118H206ZM219 117V118H218ZM230 117V118H229ZM248 117H250L251 118V122H252V124H248V122H249V118ZM17 118H18V120H17ZM20 118V119H19ZM25 118V119H24ZM36 118H38V120L36 119ZM118 118V119H119ZM10 119V120H9ZM11 119H13V120H11ZM46 119V120H45ZM48 119V120H47ZM65 119V118H64ZM130 119H133V117H132V114L130 115V117H129V120ZM134 119H135V117H134ZM229 119V120H228ZM234 119V120H233ZM253 119V120H252ZM14 120H16L17 122H15ZM20 120V121H19ZM207 120V121H206ZM212 120V121H211ZM227 120V121H226ZM262 120H264L263 119V117H261V120H260V122H262ZM60 123H59V122ZM136 121H138V119L136 118ZM229 121V122H228ZM44 122V123H43ZM54 122V123H53ZM112 122V123H111ZM212 122V123H211ZM52 123H53V125L55 126L56 124H58L59 123V126L58 125H56V128L52 125ZM114 123V124H113ZM51 124V125H50ZM63 124V125H62ZM110 124V125H109ZM223 124V125H222ZM21 125H23V124H21ZM20 125V126H21ZM116 127H114V126ZM128 127H127V126ZM60 128V129H58V127ZM102 126V127H101ZM221 126V127H220ZM223 126V127H222ZM53 127V128H52ZM62 127H63V129H62ZM225 127V128H224ZM51 128V129H50ZM128 128V129H129ZM27 129H28V133H30V135L31 136H28V135H26V133H27ZM30 129V130H29ZM35 129H37V130H35ZM100 129V130H99ZM126 129V132H124V130ZM256 131L258 132V133H260L259 131H262V130H264V128H263V125L262 124H260L259 123V125H256ZM33 130V131H32ZM48 130V131H47ZM50 130H51V132H50ZM58 130H59V133H58ZM254 130V129H253ZM2 130H1V125H0V132H1ZM31 131V132H30ZM35 131H37V133L35 132ZM99 131V132H98ZM130 131H132V129L130 130ZM227 133H226V132ZM19 132V131H18ZM35 134H34V133ZM42 132V135H39V133H41ZM46 133V136L44 135L45 133ZM49 132V133H48ZM52 132H54V133H52ZM62 132V133H61ZM104 132V133H103ZM144 132H146V131H144ZM203 132V133H202ZM224 133H226V134H224ZM18 134V133H17ZM55 134H57V135H55ZM61 134H62V136H61ZM113 134H116L117 135V137H116V135H113ZM8 135L10 136V133L8 132ZM29 137L30 138V140H29V138L27 139V137ZM36 135H38V136H36ZM50 135V136H49ZM224 135V136H223ZM18 136V137H17ZM21 136V137H20ZM33 136H35L34 138H33ZM41 136V137H40ZM43 136V137H42ZM45 136V137H44ZM51 136H54L53 137V139L54 140H51L52 139V137ZM24 137H26L25 139H24ZM47 137H49V138H47ZM57 137V139L55 140V138ZM208 137V138H207ZM23 138V139H22ZM35 138H39L38 140H35ZM41 138V139H40ZM42 138H46V139H42ZM102 138H100V139H102ZM201 138V139H200ZM19 139V140H18ZM31 139H34L33 141H31ZM11 140H14L13 142L11 141ZM18 140V141H17ZM21 140H22V142H21ZM24 140H26V141H24ZM29 140V141H28ZM41 140V141H40ZM44 140V141H43ZM61 140V141H60ZM213 142H212V141ZM258 140H260V139H258V137L257 136H255V140H254V143L252 142L251 143V145L253 144H255V143H258ZM30 141L31 142H33V144H30ZM34 141H37V142H34ZM45 141H47V142H45ZM53 141V142H52ZM19 142V143H18ZM24 142V143H23ZM26 142V143H25ZM43 142V143H42ZM57 142V143H58ZM197 142H201V143H197ZM221 142V143H220ZM15 143V144H14ZM29 143V144H28ZM35 143H36V145H37V147H36V145H35ZM46 143V144H45ZM51 144V145H50ZM53 144H55V145H53ZM215 145V146H210V145ZM18 145V146H17ZM49 145V146H48ZM219 145H220V147H219ZM21 146V147H20ZM25 146H26V148H25ZM65 146V147H64ZM64 146H62L64 149H68V146L67 145H64ZM66 146H67V148H66ZM28 147H30V148H28ZM46 147V148H45ZM52 147V148H51ZM83 147H85V148H83ZM83 147H81L80 146V151H79V149H78V151L79 152H82V153H84L85 155H82V157L84 158V159H87L88 158V154H86L85 153V151L84 150H88L87 152H93L92 153V155H93V157L95 156V158H99L100 156H101V154L99 153L100 151H102L100 148H98V146L97 145H95V144H93V145H84ZM88 147V148H87ZM198 147H200V148H198ZM210 147V148H209ZM14 149L13 150V152L11 153V151L12 150H10V149ZM16 148H18V149H16ZM19 148H20V151H19ZM38 148H40V150L38 149ZM44 148V149H43ZM9 149V150H8ZM17 150V153H16V150ZM24 149V151H21V150H23ZM26 149H28V150H26ZM30 149V150H29ZM34 149V150H35ZM46 149V150H45ZM84 149V150H83ZM198 149V150H197ZM2 150V151H1ZM4 150V151H3ZM221 150V151H220ZM225 150V151H224ZM48 152V154L46 153V152ZM78 151H76V153H78ZM198 151V152H197ZM220 151V152H219ZM10 152V153H9ZM21 154H20V153ZM28 152V153H27ZM31 152V153H30ZM50 152V153H49ZM188 152H189V155H188ZM193 152V153H192ZM237 152V151H236ZM235 152V153H236ZM30 153V154H29ZM9 154H10V156H9ZM23 154V155H22ZM44 154V155H43ZM59 154V155H58ZM8 156V157H7ZM188 156V157H187ZM203 156V157H202ZM201 157V158H200ZM209 157V158H208ZM253 155L251 154V160H254L253 158ZM14 158V159H13ZM22 158V157H21ZM192 158V159H191ZM198 158V159H197ZM209 160H208V159ZM211 158V159H210ZM195 159V160H194ZM197 159V160H196ZM29 161L31 162V160H27V162L29 163ZM258 161V160H257ZM24 163L25 164H28V163H26V161H24ZM34 162H31L30 164H33ZM194 163H196V164H194ZM199 164V165H198ZM259 164H260V161H259ZM191 166H193V167H191ZM198 168V169H197ZM203 168V169H202ZM258 168H259V166H257V171H258ZM37 170V169H36ZM183 170H185V171H183ZM18 172H20V171H18ZM176 172V173H175ZM185 172H186V174H185ZM20 173H22V172H20ZM173 175V176H174ZM20 175H18V176H16L17 178L19 177ZM212 176V177H211ZM15 177V176H14ZM16 178V179H17ZM13 179H15V178H13ZM15 179V180H16ZM15 180H12L11 181V183H9L7 186H5V189H4V195L2 196L3 197V199L4 200H8V198H10V197H12V196H14L15 194H17V189L15 190V187L18 185L17 183L15 184ZM20 180V179H19ZM193 181H195L194 183H193ZM198 181V182H197ZM200 181V182H199ZM19 183V182H18ZM6 184V183H5ZM221 184H222V186L224 185V184H228V182L227 181H223V182H221ZM221 184H218L217 185V187H220L221 186ZM145 187V186H144ZM170 188H172V187H170ZM193 188V187H192ZM19 190H21V189H19ZM31 190V187H28L27 189H25V193H27V192H29ZM69 190H71V189H69ZM44 191V190H43ZM65 191H67V190H65ZM69 193V192H68ZM194 195H195V192H194ZM48 196L50 197V195L48 194ZM67 196H69V194H67ZM67 196H65L66 197V200H67ZM65 197H64V200H65ZM94 197H96L97 199H98V197L97 196H94ZM144 197H146V195H144ZM52 198V197H51ZM55 199H56V201H62V199L60 198V196H55ZM69 203V201H67L66 202V204H68ZM86 205V204H85ZM94 204H92L91 206H93ZM84 206V205H83ZM96 206V205H95ZM76 207V208H75ZM7 208V207H6ZM75 208V209H74ZM78 208V209H77ZM71 210H69L68 211V214H69V218H71L73 215H75L76 217H77V215H80L81 217L82 216H86V215H89V213H93V212H95V211H97L98 210V207L97 208H93V207H85L84 209H82V208H79V206H74V207H72V208H70ZM14 210V209H13ZM75 210V211H74ZM77 210V211H76ZM149 210H146L144 213H146V212H148ZM148 216V215H147ZM78 218V217H77ZM79 219V218H78ZM81 222H82V220H81ZM131 226H133L132 224L130 225V227Z\"/></svg>",
    "mask_w": 264,
    "mask_h": 264
},
{
    "label": "water",
    "instance_id": "3",
    "mask_svg": "<svg viewBox=\"0 0 264 264\" xmlns=\"http://www.w3.org/2000/svg\"><path fill=\"white\" fill-rule=\"evenodd\" d=\"M262 1H264V0H262ZM233 3H237L236 0H231V2L224 0V1H221V4H219V5H209L210 6L209 8H208V6H206L205 8H208L209 12L214 11V13L211 16H208L206 14L207 15L206 16L204 14L201 15L202 14L201 11L199 12V15L201 17L203 16V18L206 20L202 21L201 25L193 23V25L199 29L198 32L193 33L194 35L189 34L188 28H185V27L183 28L184 25H181L178 27V29L176 30L178 32H176L174 30L173 34H171L169 37H167L168 38L167 43L169 46L168 47V56L166 54H163L162 49H160V50L158 49V50H156L152 53H149V54L146 53L145 56L152 59L151 63L150 64L148 63L149 65H154L155 67H157V65H160V66L164 65V67L166 69L174 66L173 67L174 70H177V67L182 66V68H181L182 70H181V72L178 76V80H177V84L179 86L178 88L180 90L172 88V87L161 89V88H158L152 84H150L149 87H144V109H142L144 111L142 112V110L140 109L141 107L139 105H136V107L141 113H144V120L147 119L149 121V124H148L149 127L145 129V130H147V132L151 130L150 118L151 119L157 118L159 120H161L160 118H162L163 121H161V123H162L161 133L168 132V130L171 128L170 126H172V124H173L171 121H173L176 118V116L178 114V110L181 113V111L183 109H185V105L182 104L183 102L181 100H179V102H177V103H173L172 105H168L167 103H164V101L166 100L165 96L166 95L170 96L172 92H174V93L176 92L177 98H182V96H185V94H187V93H192L194 97L198 96L199 98H201V96H203L202 101H203L204 109L201 108L198 111H199L200 115H203V117L209 115V112L211 111V109L215 105V102H212V99L215 98L216 91L218 90L217 87L214 90L211 89L212 88V86H210L211 83H210V81H207L205 79V74H204L205 73L204 69L206 68V66H208V60L207 59L211 55V49L210 48L214 49L216 51V54H217L219 52V50H221V49H226V51L232 50L233 45L235 43H238L239 44V48H238L239 51L237 53H240V56H238L234 60L238 61L240 57L245 58V59L250 57L249 61L247 60L248 64L246 62V66H247L246 69L247 70H250L251 69L250 67H253L255 65V58L258 55L255 56V52H254L252 56H250V55L248 56L247 54H249V52L245 49L248 48V49H252L253 51H255V48H256L255 45H257V47H259V45L262 43V41L259 40L261 37L259 38L256 34L253 33V31H257V30H260V28H262L259 25H260V23L261 24L264 23V10L258 11L255 14L256 18H253V19H252V17H249V16H252L251 14L246 13L247 8L242 10L239 13V15L234 19V22H239L240 24L236 23L234 26L233 23L232 24L226 23V19L229 17V15H231V16L237 15V14L236 15L233 14L231 11L230 7H232ZM263 5H264V3H263ZM198 6L199 5H197V7ZM217 11H220V13H218ZM239 16H241L244 20L243 21L240 20L238 18ZM178 20H179V18H178ZM178 20L176 21V24L178 23ZM191 20L192 19L190 18V21ZM210 20H212L211 23L208 22ZM225 26H227V27H225ZM185 31H187V32H185ZM237 31L239 33L244 31V34L242 36H236V34H238ZM247 31L249 34L247 33ZM174 35H175V38L172 39V37ZM225 37H227L228 39L226 40ZM121 40L114 41L113 44L111 45V47L119 44V42ZM134 40H135V38L132 41H134ZM132 41H130V43ZM126 43H128V42H125L123 44L124 46H122V47H125ZM134 44H135V42H134ZM259 50L261 51L260 54L263 55L264 54V44H262V46L259 47ZM101 53L102 54H94L93 55L94 57L92 56L90 58L84 57L82 60L79 59L78 61H81V62L84 61L83 62L85 64L84 66L89 67L91 70L94 69L95 71L101 73L102 69L100 67L99 68L97 67V64H98L97 62L100 61L101 57H103V59L109 58V56H107V54L103 55L104 52L101 51ZM61 56L63 59L64 58L67 59L66 53L65 54L63 53ZM111 58L112 57H110L109 60H113ZM142 59H144V58H142ZM209 59H211V57ZM147 60H146V62H147ZM85 62H87V63H85ZM191 65L192 66L196 65V66H198V68H193V67H191ZM260 66H261V69L264 73V62ZM185 67H188L190 69V71H187L185 73V71H184ZM128 70H130V69H128ZM144 72H145V74L148 75V78L150 77L151 79H155L154 76L158 74V70L153 68V67H149L148 70L145 68ZM106 74L108 76H105V78L104 77L103 78H104V83L107 84L110 81V78H109L110 75L113 76L114 73L106 72ZM184 74L189 75V84H190V82L194 81L192 83V85H194V89H191L190 87L188 89H184L181 87V83H184V82H182V76ZM118 75H121V74H118ZM152 75H153V78H152ZM232 77L234 79V74ZM99 80H101V78ZM37 81H38V79L35 80V82H37ZM205 82H206V84H205ZM256 92L259 95L256 97L261 102V97L264 98V92L261 91V89L256 90ZM106 96H107V98H111L110 93L107 94V93H103L101 91V93L98 95V98L100 100H104V98ZM216 101L219 104L218 107L220 108V105L222 103L221 97L216 96ZM110 102L111 101L109 99L108 104L101 106L100 111L103 112V116L99 120L103 121L104 119H107V116L110 117L107 114L109 111V108L112 109V106L110 107ZM253 104L254 105L256 104L255 99L251 105H253ZM245 105L246 104H244V107H246ZM200 106L196 105V104L193 105V107H195V108H200ZM236 106H238V105H236ZM207 111H209V112H207ZM127 112H130V111H127ZM80 113L81 114L84 113L83 110H81V112L78 113V116H80ZM132 113H134V112H132ZM88 114H91V113H88ZM133 116H135V114ZM241 116H244V114H242V113L238 114L236 119H235L236 121L233 122L234 128L236 129L234 131V133H235L234 138H232V137H227V139L225 138L221 147H223V149H224L230 143L229 141H233V143H235V147L232 146V148L235 151L242 152L243 155L245 156L243 169H247V172H249V169H251L253 166L255 168L254 161L256 162L257 166L259 165V168H258L259 179H258V182H257V180H255L256 182L255 181L253 182V180L249 176H247V178L251 180V181H248V184L252 185V187H255V188H253L254 189L253 195L250 196V199H248L246 196L245 197L241 196V201H239V199H237L235 197H232L231 199H229L227 201L220 200V201H218V203L220 205V207L217 206V207H219L218 209L211 210L210 212H208V216H206V215L202 216L201 215V218L199 219L198 222L203 223L204 230L206 229V227H208V224H210L212 226V224L217 220L220 221L222 219L223 220L227 219L230 222L238 223L239 220H241L243 217H245L244 215H248V214L251 215V217L254 219L255 223L259 227L264 228V219H261L260 214L256 213V212L263 211V210L258 211L257 206L259 204L263 203L261 197H264V133L262 131H260L262 133V135L259 134L256 131L257 130L256 125H259V123H260L263 125V128H264V120H262V122H260L261 117H264V115L262 114L261 111L257 110V112H255L253 119H254V123L256 125L254 128H250V130L246 129L247 119H246V121H244V123H241ZM86 118L88 119V121H90L91 115L86 116ZM93 118L96 119L95 116H93ZM206 118H208V117H206ZM177 119L180 120V122H181V116ZM133 120L135 122L136 118L134 119V117H133ZM166 120H168V121H166ZM249 120H251L250 117H249ZM187 123H189L192 127H195L190 120ZM180 124H178L177 127H176V125L174 126V127H176V129H178V131H180V129L178 128L179 126H181ZM87 128L89 130L88 133H90L93 136L91 125L89 126V124H88ZM155 128H156V126H155ZM193 130H195V129H193ZM110 133L105 135L106 138L107 137L111 138ZM146 135L147 134L144 132V138H143V135L140 137L144 140V146L146 147V149H149V144L147 143L148 140H147ZM163 135L166 136L165 133H163ZM257 135L259 136V138L261 140L260 149H258L256 146L251 145V143L254 142V140H255V136H257ZM93 137H91V139H89V140H93L96 143V145L98 146V148L102 149V151L105 153L103 155L104 159H102V161H101V163L104 164V161L106 159H108L112 154V152H111V145L112 144L111 143L109 144V142H107V140H105V143L102 142L99 136H93ZM184 141H186V138L181 139L180 145ZM197 143H201V142H197ZM122 147H123L122 152H124L125 155H127L129 157H132V156L134 157L137 155L139 157V154L136 153V149L134 148V143H131V141L127 142V140H125ZM188 148H189V144H188ZM178 150H180V147ZM87 151L88 150L86 149L85 150L86 154H87ZM115 151H116V149H115ZM249 152L252 153L254 160L250 159L251 155ZM53 157H54V154H53ZM148 158H153V160H154L156 158V153H154V152L151 153L148 156ZM139 159L141 160V158H139ZM72 160L73 159H71V162H72ZM74 160H76V159H74ZM79 160L82 161V158H80ZM259 161H260V164H259ZM150 164L151 163L149 161H146V159H144V170H142L141 166H138L137 171L139 169L140 173L138 174V172H137L136 181H131V178L134 176V173H132V171L130 170L131 165H130L129 161H125L123 163L124 168H123V170L121 169V176H127L128 177L127 181L130 182L128 184H132L131 186H128V184H122L120 180L118 181V179H117V183H116L114 171H112V172L108 171L109 173L106 172V174L104 175L105 177H102L101 179L97 180L98 187H99L97 189H99V191L96 194L99 195V197L97 200H92L94 202L93 206H91V201L85 205V201L83 202V197H81L85 194L91 193V188L86 186L87 181H85L84 177H81L83 179L81 181H79L80 184L78 186H80V187L72 188L71 190L67 189L70 192L69 195H72V196L71 197L68 196L67 200H64V197L67 196L68 191H65V186H63L59 182H65V180L60 181L61 180V177H60V178H57V180H58V182H57L56 177H54V176L49 177L50 175H48V176L44 175L46 178H49L55 182L54 184H51V185L57 186V187H52V186L48 185L49 189H47V191H49V193L53 194V195L55 194V192H59V196L62 199V201H56V199L54 197L53 199H55V200L52 199L50 201L51 203L47 202L45 200L44 194H42L41 191H38V194L36 195V197L31 195V193L34 191L36 193L38 187H41L44 190H45V187H47V185L45 186L46 180H44L42 177L38 176V181L36 183H33L34 184V190H30L27 193H25V190H23L24 191V192H22L23 195L21 197L18 196V198L15 201H11L12 198L11 199L9 198L11 201V202L9 201V204H11V206L4 209V206H2V200H3L2 196L5 193L4 192L5 186H7L9 183H11V181L13 180V178L17 172V169H18L16 164L12 163L10 165V167H6L4 169V171H5L4 176L2 174L3 171L0 169V231L4 230V228H6L5 227L6 224L8 223V226H10V229L12 231H14L18 236H20V238H23L26 241L28 239L29 233L27 232L26 234H24V233L18 232V230H16L17 224H21V225L25 224L23 226H26V225L31 226V227L33 226L35 228V227H38L35 224L40 223L42 227L40 229H35V230H37L36 233L44 232L43 234L40 235L42 237V236L46 235V232L51 229V228L50 229L48 228L49 226L47 227L48 229L46 227H43L42 224L45 223V224L49 225V222L51 221V219H56L57 221L61 222V225L67 224L66 219L63 217H60L62 214H65L67 207H69V206L74 207L77 205L82 209H84L85 207L97 208V207L101 206L102 203H106L108 195H110V197L112 199H114V201H113L114 204L121 203L120 205H122L123 211H125L126 209L129 210L130 216H131V211H135L134 215H137L139 213H144V208H146L145 210H150L151 205L155 204V199L153 200V198H151L150 195H155V194L162 195L163 191L161 192V189L159 188V186L162 183L165 184L168 181H169V183L175 184V183H177V181L179 182L178 179L180 177L179 174L174 175V174L170 173V171L165 173V170H162L161 175H158L155 171L149 170V168H151ZM65 165L67 167L65 168V171L63 170V175L68 177V175H67L69 173L68 168L73 167L75 165L72 166V163L70 164L67 161L65 162ZM111 165H112L111 163L108 164V166H111ZM97 166H99V164ZM75 167L77 168L78 166H75ZM59 168H61V167L59 166ZM112 169L116 170V167L113 165ZM183 171H185V170H183ZM78 172L79 171H77V173ZM185 174H186V172H185ZM251 174H252V176H253V174H255V169L253 170V173H251ZM42 175L43 174H41V176ZM74 175H75V173H74ZM79 175L81 176L80 172H79ZM172 176H173V180L171 181V178H169V177H172ZM262 177H263V179H261ZM134 183L140 185L141 188L134 190L133 188H138L134 185ZM144 183H145V187H144ZM169 185L170 184H168V187H166L167 190L171 189L170 188L171 185L170 186ZM21 188H24V187L20 186L19 189H21ZM93 190H95V188H93ZM109 191L113 192V196H112L111 192L108 193ZM140 192H143L144 195H147L146 196L147 199H145V201L140 198V195H141V194H139ZM233 194H234V192H233ZM31 200H34V202L36 204L35 209L39 208L41 210V211L40 210L36 211V213H34L33 215L30 214V211L33 209V207H31V205H30ZM67 201H72V202L65 205V203ZM16 204H17V207H19L21 209L20 214L14 213L13 209L16 207ZM41 205H42V207H41ZM247 205H254L255 213L257 214V216L253 215L255 213H250L252 210H250ZM158 206H159V203H158ZM106 207L107 206H104L103 209H106ZM43 208H45V211L47 210L49 212V217H47L46 214L42 211ZM261 209H262V207H261ZM197 210H200V208H198ZM241 210H243L245 212L241 213ZM3 212L5 213L6 217H4ZM101 212L104 214V210H101ZM44 214H45V216H44ZM213 216H215L216 218L213 219ZM226 216H228V217H226ZM263 217H264V215H263ZM210 218H212L213 220H210ZM147 220H149V218H147ZM247 222L251 223L249 221H247ZM103 224H105V222H101L99 224V227H102ZM147 224H148V226H150L149 222ZM257 225H256V227H258ZM216 229H217V231L213 232L216 236L221 237L222 235L223 236L225 235L222 233V232H224L225 229H223L221 226L217 225ZM26 230L27 229H25V231ZM229 232H227V233H229ZM107 233L110 234L108 236H112L111 231H109L108 228H106L105 234L107 235ZM239 233H237L238 236H236L234 234H232V235L234 236V239H237L238 242H240V246H242L241 248L243 249L244 248L243 246H245L244 243H246L251 238V236H253V234H252L253 232H251L250 230H246V231H244V233H242V231L241 232L239 231ZM245 234H247V238L242 237ZM257 237H258V235H257ZM139 241H141V240H139ZM231 241H232V239H231ZM0 243L4 244L5 242L3 241V239H0ZM199 253H202V252L199 251Z\"/></svg>",
    "mask_w": 264,
    "mask_h": 264
}]
</instances>
